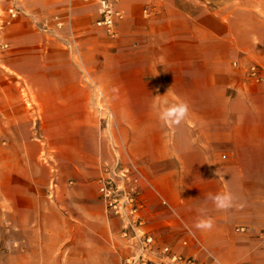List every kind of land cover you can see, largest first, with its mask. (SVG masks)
<instances>
[{"label": "crops", "instance_id": "obj_1", "mask_svg": "<svg viewBox=\"0 0 264 264\" xmlns=\"http://www.w3.org/2000/svg\"><path fill=\"white\" fill-rule=\"evenodd\" d=\"M16 5L19 15L8 20L10 1L0 0V264H120L135 250L98 192L115 158H59L45 142L44 158L21 155L30 112L20 85L43 116L83 115L96 94L82 69L113 112L129 116V151L145 181L132 175L125 186L154 238L153 262L210 254L224 264H264V82L247 73L256 65L264 74V0L215 8L207 0H118L124 17L115 37L95 26L94 1ZM71 33L80 60L64 41ZM181 104L184 118L165 117ZM217 195L230 196V206L218 208ZM209 220L211 228L197 227Z\"/></svg>", "mask_w": 264, "mask_h": 264}, {"label": "rangeland", "instance_id": "obj_2", "mask_svg": "<svg viewBox=\"0 0 264 264\" xmlns=\"http://www.w3.org/2000/svg\"><path fill=\"white\" fill-rule=\"evenodd\" d=\"M229 2L235 4L236 0H207V5L215 8ZM93 82L94 88L83 81L91 92L96 94L95 90H99L101 95L96 94L92 108L83 115L43 116L37 111L36 100L28 86L20 85L21 100L30 112V125H21L19 131L21 155L34 154L35 158H44L45 154H41L39 147L45 142L59 158H75V155L85 158H133L128 145L130 134L126 130L129 116L115 114L102 86ZM146 183L151 189L148 180ZM6 234L12 238L10 231Z\"/></svg>", "mask_w": 264, "mask_h": 264}, {"label": "built area", "instance_id": "obj_3", "mask_svg": "<svg viewBox=\"0 0 264 264\" xmlns=\"http://www.w3.org/2000/svg\"><path fill=\"white\" fill-rule=\"evenodd\" d=\"M10 6L7 8L8 20L16 18L20 9L17 7V0H9ZM94 1L98 5V18L95 20V26L106 31L110 37L116 36V22L123 19V11L117 9L115 4L118 0H85ZM7 20V21H8ZM56 26L61 28L64 25V21L56 18ZM76 36L70 34L65 39L66 45L75 47V55L80 60L79 52L76 48ZM84 83L90 85L92 88L96 87L91 76L82 69ZM249 77L255 82H264V74L260 72L256 65H252L247 69ZM95 93L99 96L101 92L95 90ZM134 175L137 178H143L137 166L134 164L131 158H126V163H122L121 158H115L113 169L109 170L107 167L101 173L98 182V192L102 198L105 210L112 216L117 217L122 224L120 236L123 239L130 240L135 246L134 252L123 258L120 264H155L151 258L149 252L152 250L154 244V238L150 234H147L142 230L144 220L140 216V203L137 201L136 191L134 188H127L125 181H132L131 176ZM161 203L167 207V209L175 214L172 206L157 194ZM183 231L189 238L194 240L201 248V244L195 237L192 230L184 223H182ZM238 230H243L239 228ZM261 246L264 248V231L261 232ZM182 244L187 245V239L182 241ZM164 253H169L170 248L164 246L162 248ZM207 254V253H206ZM173 261L182 260L181 256H172ZM186 264H224L216 259L214 256L207 254L206 259L198 262L195 258H188L185 260ZM250 264V263H249Z\"/></svg>", "mask_w": 264, "mask_h": 264}, {"label": "clouds", "instance_id": "obj_4", "mask_svg": "<svg viewBox=\"0 0 264 264\" xmlns=\"http://www.w3.org/2000/svg\"><path fill=\"white\" fill-rule=\"evenodd\" d=\"M187 111H188L187 106L181 104L179 106H174V107L168 109L167 112L165 113V117L174 116V117H176V122H179L180 119H182L186 116ZM212 199L214 200V202L216 203V206L218 208H227L230 206V200H231L230 196L217 195L215 197H212ZM197 227L211 228L212 222L210 220L205 221V222H201L200 224L197 225Z\"/></svg>", "mask_w": 264, "mask_h": 264}]
</instances>
